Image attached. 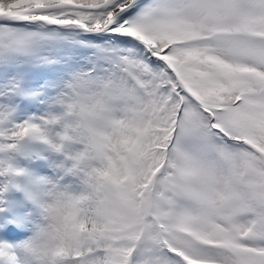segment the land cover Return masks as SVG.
Wrapping results in <instances>:
<instances>
[{
    "label": "snow or ice",
    "instance_id": "1",
    "mask_svg": "<svg viewBox=\"0 0 264 264\" xmlns=\"http://www.w3.org/2000/svg\"><path fill=\"white\" fill-rule=\"evenodd\" d=\"M0 264H264V0H0Z\"/></svg>",
    "mask_w": 264,
    "mask_h": 264
}]
</instances>
